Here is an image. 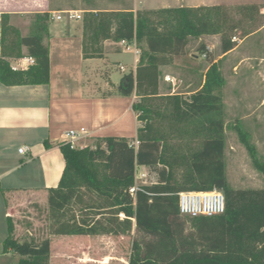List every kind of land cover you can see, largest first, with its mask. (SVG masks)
<instances>
[{
  "label": "trees",
  "instance_id": "16d2710c",
  "mask_svg": "<svg viewBox=\"0 0 264 264\" xmlns=\"http://www.w3.org/2000/svg\"><path fill=\"white\" fill-rule=\"evenodd\" d=\"M94 9L83 19L85 30L91 31L94 50L107 39L135 42L140 50L135 72L123 76L118 91L139 97L133 109L143 124L138 130V146L117 136L99 138L95 147L71 148L66 141L61 144L65 169L59 185L48 194L52 233L126 235L135 226L143 238L133 240L128 264H264V187L233 188L228 184L222 136L205 137L200 148L193 149L168 143L173 123L218 109L215 92L222 88L224 79L217 66H210L197 83L199 88L188 97L160 92L161 67L187 54L192 37L217 33L222 51L228 52L234 47L231 34L239 26L222 6ZM239 9L246 14L262 12L256 3ZM30 17V32L23 35L11 25L10 14H0L3 84L49 82L46 39L52 14L34 13ZM24 56L32 57L34 63L13 69L11 59ZM138 166H146L158 180L132 195ZM259 168L264 175V156ZM176 169L182 170L181 178ZM213 190L225 195L224 213L181 215L180 192ZM121 212L126 215L123 219L119 218ZM4 247L5 252L11 248L19 256L18 264H49V239L18 241L9 236Z\"/></svg>",
  "mask_w": 264,
  "mask_h": 264
},
{
  "label": "crops",
  "instance_id": "0c3cea01",
  "mask_svg": "<svg viewBox=\"0 0 264 264\" xmlns=\"http://www.w3.org/2000/svg\"><path fill=\"white\" fill-rule=\"evenodd\" d=\"M63 1L0 0V14H10L11 25L15 22L13 26L26 35L31 29L32 14L50 12L52 16L58 13L64 15L62 12L68 10V7L63 5ZM173 1L178 5L165 1V7H141V3L135 0V8L198 7L209 4L207 0ZM71 9L80 13L86 10L74 7ZM46 40L50 56L48 83L6 85L0 81V250L6 256L15 253L11 248L8 252L4 251V243L9 236L18 241L33 239L41 242L49 239L52 261L53 250H109L112 245L117 244L109 234L50 233L39 240L41 230L33 228L31 222L35 226L38 224V218L33 212L38 210V206L49 207V189L59 185L65 169V158L60 146L67 140L70 130L80 134L77 143L81 148L92 143L94 145L90 147H95L99 138L108 136L138 141L141 125L133 104L139 97L135 93L130 96L119 93L118 85L121 80L115 82L112 79L110 58L115 52H123L126 43L134 45L136 57L130 68L135 72L140 60V50L135 42L123 43L107 39L101 42L105 49L104 56L87 55L83 19L64 16L62 19L52 17ZM28 59L29 56L11 59V65L18 66L19 69L28 68L33 64ZM117 65L123 66L125 70L121 63L118 62ZM168 67H173L174 73L166 71ZM195 69L191 65H183L175 57L173 64L161 67L160 92L165 81H168L167 76L173 80L168 83L175 87L178 78L174 74L182 71L192 73ZM194 90L195 88H191L180 93L191 95ZM165 94L168 93L163 95ZM137 168L139 171L147 169L146 166ZM25 207L31 215L21 213ZM120 236L124 239V235ZM103 244L106 245L104 248ZM61 261L59 260L64 262L63 259ZM125 263L128 264V260Z\"/></svg>",
  "mask_w": 264,
  "mask_h": 264
},
{
  "label": "rangeland",
  "instance_id": "374dc122",
  "mask_svg": "<svg viewBox=\"0 0 264 264\" xmlns=\"http://www.w3.org/2000/svg\"><path fill=\"white\" fill-rule=\"evenodd\" d=\"M144 1L148 2L144 4ZM165 1L174 6L178 5L173 0H158L156 2L138 0V3H141V7H153L154 5L165 7L163 5ZM207 1L208 5L201 6H222L229 18L239 26L231 34L234 47L228 52H223L221 36L217 33L208 32L198 39L192 37L187 47V55L177 56V60L183 65L195 67V71L192 73L182 71L179 74H174L176 79L178 78L176 86L165 81L161 93L162 95L169 91L172 94L184 93L191 88H199L197 83L204 79L210 66L216 65L224 79L222 88L215 92L218 97V109L194 117L189 121L173 123L172 132H168L170 133L168 143L174 146L182 144L184 147L193 149L200 148L201 141L205 137L222 136L226 143L225 161L228 184L233 188H263L264 175L259 164L264 156V0ZM63 3L68 7V10H73L71 7L86 9L83 10V13L74 10L83 14L81 19L89 14L87 12L96 11L91 8L108 11L124 8L139 10L135 8V0H64ZM252 3L261 6L260 14L251 12L246 14L239 9L241 5ZM63 16L67 17L66 14ZM13 23L15 24V22ZM90 36L91 31L85 30L86 54L95 56L103 54L102 56H104L105 49L102 43L98 44L97 49L94 50ZM201 44H204V48L199 49ZM125 45L127 46L123 47V52H115L110 58L112 79L115 82H120L125 74L130 73V66L135 62L134 45L128 43ZM115 47L119 48L116 45ZM118 62L124 65V72L121 71L120 65H117ZM174 70L173 67L166 69L173 73ZM162 78L164 80V76ZM185 96L189 95L185 94ZM167 112L169 113L168 109ZM142 124L140 121L141 126ZM166 126H169L168 122ZM131 142L134 141L130 140ZM93 145L92 143L90 146ZM141 172H148V176L144 180L137 177L136 182L143 181L147 185L157 182L156 173L151 172L148 168ZM176 172L178 178H181L182 170L176 169ZM43 208L38 206V210L33 212V215L38 218V224L35 226L30 221L33 228L41 230L39 240L52 233L54 228L53 222L49 219V207ZM29 212L25 207L21 213L25 216L31 215L32 213ZM74 213L79 214L78 207ZM119 218L123 219L120 215ZM25 220L29 221V219ZM23 226L26 225L23 224ZM33 232L36 233V231ZM111 237L117 241V244L112 245L109 250H53L54 258L52 261L49 260V264H65L67 262H70L69 264H126L125 261L129 259L132 250L133 240L142 239L143 235L133 226L131 233L124 235V239H121L120 235H111ZM62 252L65 255H62ZM18 257L16 253L8 256L3 255L0 250V264H18ZM62 259L63 263H61Z\"/></svg>",
  "mask_w": 264,
  "mask_h": 264
},
{
  "label": "built area",
  "instance_id": "2783aa9c",
  "mask_svg": "<svg viewBox=\"0 0 264 264\" xmlns=\"http://www.w3.org/2000/svg\"><path fill=\"white\" fill-rule=\"evenodd\" d=\"M66 14L69 19H81L83 16L74 10H66L62 12ZM56 19H62L63 15L58 13L52 16ZM236 38V37H235ZM123 43L126 41L123 40ZM28 61L34 63V59L29 57ZM13 69H19L18 66H12ZM121 69L124 70L123 66ZM168 81L173 82L172 78L167 76ZM80 134L75 130H70L68 132V138L65 140L69 142L71 148H81L78 145ZM139 141H134L131 144L133 146H138ZM23 149H21V152ZM148 172L136 171V178L141 177L142 180L147 178ZM147 185L143 181L141 183L135 182V185L130 188V193L134 195L142 186ZM226 199L223 192L218 190L213 191H183L179 193V210L181 215L188 217H198V216H215L225 212ZM121 218H125L126 215L121 212ZM133 219V218H132ZM134 221V219H133Z\"/></svg>",
  "mask_w": 264,
  "mask_h": 264
}]
</instances>
